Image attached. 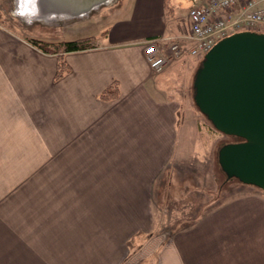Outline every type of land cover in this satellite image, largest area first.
<instances>
[{"label":"crops","instance_id":"crops-1","mask_svg":"<svg viewBox=\"0 0 264 264\" xmlns=\"http://www.w3.org/2000/svg\"><path fill=\"white\" fill-rule=\"evenodd\" d=\"M128 1L96 47L65 53L70 72L60 80L56 54L7 32L1 36L0 143L25 146V155L33 157L40 146L54 151L48 160L60 169L49 171L50 192L77 194L78 200L43 216L44 233L10 232L8 220L20 217L3 213L0 264H264V190L246 183L244 192L164 245L136 252L144 238L149 237L146 246L155 237L146 227L131 229L151 226L149 194L187 124L178 99L184 85L170 84L181 75L190 79L197 67L193 70L186 55L156 74L145 55L148 40L189 30L182 0ZM113 81L119 96L99 98ZM25 221L22 217L20 224Z\"/></svg>","mask_w":264,"mask_h":264},{"label":"rangeland","instance_id":"rangeland-1","mask_svg":"<svg viewBox=\"0 0 264 264\" xmlns=\"http://www.w3.org/2000/svg\"><path fill=\"white\" fill-rule=\"evenodd\" d=\"M190 1L192 0H182L186 8L182 17L189 11ZM195 1L199 3L200 0ZM128 2L109 0L86 12L71 11V14H65L67 8H62L59 1L52 3L42 0H0V41L1 36L7 32L8 35L23 39L41 52L57 55L60 52L55 51L60 50L62 41L95 36L93 46L90 47L93 48L96 47L101 32H105L112 21L121 17ZM182 21L185 22V19ZM39 41L41 44L37 45L35 42ZM63 55L65 57V53ZM202 56L189 60L193 70L201 65ZM196 71L197 69L192 72L190 79L181 75L178 82L170 84L179 89L184 85L183 89L178 91V99L182 103L180 118L187 121V124L182 127L184 132L179 135L173 160L160 175L152 194H149L153 206L151 226L146 222L143 223L144 226L134 225L131 229L132 231L146 227L145 230L149 229L155 237L151 241L152 245L146 246L149 237L144 238V245L138 247L137 253H142L144 248L155 249L164 245L178 231L192 227L198 217L245 191L242 182L229 178L221 168L218 160L220 147L227 142L237 141V137L216 129L199 110L194 101L193 89ZM170 93L171 91H166V94ZM12 138L16 139V136L13 135ZM24 147L0 143V201H5V206L7 205L6 208L3 206L2 211L0 209V216L6 214L8 217H20L18 220H8L10 232L23 233L35 228V232L44 233L46 225L43 216H48L51 209L57 205L78 200V197L77 194L50 192L49 171L60 169L59 165H55L56 161L48 160L55 156L54 151L48 153V149L40 146V150L33 157L25 155ZM61 154L65 156L63 149ZM22 217L33 225H28L26 221L24 225L20 224ZM60 227L66 226L58 225V228ZM136 244H141L140 239Z\"/></svg>","mask_w":264,"mask_h":264},{"label":"water","instance_id":"water-1","mask_svg":"<svg viewBox=\"0 0 264 264\" xmlns=\"http://www.w3.org/2000/svg\"><path fill=\"white\" fill-rule=\"evenodd\" d=\"M42 1L82 13L109 0ZM193 89L196 105L214 127L240 138L220 147L223 171L264 189V33L244 30L219 40L198 67Z\"/></svg>","mask_w":264,"mask_h":264},{"label":"built area","instance_id":"built-area-1","mask_svg":"<svg viewBox=\"0 0 264 264\" xmlns=\"http://www.w3.org/2000/svg\"><path fill=\"white\" fill-rule=\"evenodd\" d=\"M187 34L145 44L146 58L155 73L190 54L201 56L220 39L240 30L264 32V0H193Z\"/></svg>","mask_w":264,"mask_h":264},{"label":"trees","instance_id":"trees-1","mask_svg":"<svg viewBox=\"0 0 264 264\" xmlns=\"http://www.w3.org/2000/svg\"><path fill=\"white\" fill-rule=\"evenodd\" d=\"M95 36H87V37H79L73 40H64L60 43L59 51L57 53L58 63H57V71L55 75V80H60L63 78L69 71L70 67L67 64L63 53L77 50H84L92 47L93 40L95 41ZM38 42V41H37ZM35 42L37 45L41 44ZM119 96V84L117 81H113L108 87H106L99 95V98L103 100H112L116 99Z\"/></svg>","mask_w":264,"mask_h":264},{"label":"bare ground","instance_id":"bare-ground-1","mask_svg":"<svg viewBox=\"0 0 264 264\" xmlns=\"http://www.w3.org/2000/svg\"><path fill=\"white\" fill-rule=\"evenodd\" d=\"M67 10H68V9H67ZM67 10H66L64 13H65V14H71V11H72V10H71V9L68 10L69 12H68ZM60 12H61V11H60ZM60 12H59V13H60ZM55 16H56V14H55Z\"/></svg>","mask_w":264,"mask_h":264},{"label":"flooded vegetation","instance_id":"flooded-vegetation-1","mask_svg":"<svg viewBox=\"0 0 264 264\" xmlns=\"http://www.w3.org/2000/svg\"><path fill=\"white\" fill-rule=\"evenodd\" d=\"M236 137V136H235ZM237 140H240V138L237 137Z\"/></svg>","mask_w":264,"mask_h":264}]
</instances>
